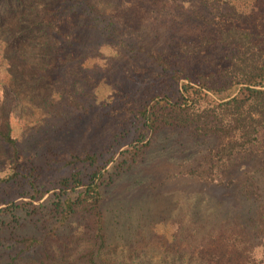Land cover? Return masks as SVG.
I'll use <instances>...</instances> for the list:
<instances>
[{"label": "rangeland", "instance_id": "rangeland-1", "mask_svg": "<svg viewBox=\"0 0 264 264\" xmlns=\"http://www.w3.org/2000/svg\"><path fill=\"white\" fill-rule=\"evenodd\" d=\"M231 28L264 38V0H0V99L6 87L17 146L14 158L0 138V209L27 208L13 224L0 214V264H264V129L218 165L232 137L159 123L101 180L102 241L82 206L58 225L44 201L74 172L87 180L74 158L114 163L137 110L176 90L174 71L192 85L220 75L238 51L221 40ZM7 55L36 72L9 75ZM28 182L40 199L21 196Z\"/></svg>", "mask_w": 264, "mask_h": 264}, {"label": "trees", "instance_id": "trees-1", "mask_svg": "<svg viewBox=\"0 0 264 264\" xmlns=\"http://www.w3.org/2000/svg\"><path fill=\"white\" fill-rule=\"evenodd\" d=\"M48 34L57 41L53 33H60L59 28L49 26ZM63 38L68 35L63 34ZM264 38L251 31L231 28L221 33V40L238 46L236 54L230 57L229 66L218 76H210L209 80H201L196 85L189 81L179 83V75L173 72V78L179 84L172 95L164 94L150 98L137 110L138 125L131 138L127 140L128 148L119 153V158L106 168L109 160H100L95 155L86 154L76 161L87 163L90 173L86 181L81 172H74L60 180L58 191L53 192L44 200L52 206L56 213V224L63 225L76 207L82 206L91 214L95 224V237L102 241V224L98 203L101 200L100 184L102 178L113 167L133 161L138 152L147 145V135L159 123L178 126H195L198 134H214L218 137L231 138L222 146L215 157L218 165L230 158L237 150L243 149L256 141L260 129H264ZM259 40V42H257ZM6 70L11 76H27L36 70L26 66L14 55L5 56ZM158 64L164 61L158 57ZM12 103L9 91L3 88L0 99V138L8 145L11 155L17 156L15 139L11 135L9 122ZM173 120V121H171ZM32 182H28L27 190L21 196L38 200L43 196ZM18 209L15 214L14 210ZM1 215L10 217V224L23 219L27 208L18 205L14 208H1ZM25 219V218H24ZM1 222V218H0ZM24 251L35 248L38 240L22 238ZM101 243V242H100ZM15 257L5 264H15ZM93 261V258H91ZM43 264V259H39Z\"/></svg>", "mask_w": 264, "mask_h": 264}]
</instances>
